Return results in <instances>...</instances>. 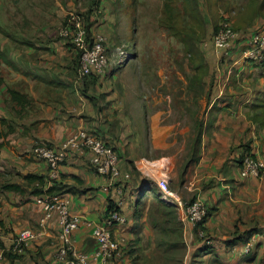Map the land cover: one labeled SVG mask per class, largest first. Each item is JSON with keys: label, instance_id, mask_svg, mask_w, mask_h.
<instances>
[{"label": "crops", "instance_id": "crops-1", "mask_svg": "<svg viewBox=\"0 0 264 264\" xmlns=\"http://www.w3.org/2000/svg\"><path fill=\"white\" fill-rule=\"evenodd\" d=\"M249 1L259 16L246 26H264V0ZM55 6L64 11L62 4ZM2 7L0 1V188L13 183L22 191L0 190V243L10 246L23 229L42 235L23 255L8 254L12 257L0 264H45L53 258L58 218L55 215L39 226L44 212L32 194L36 184L26 176L45 177L47 166L31 150L35 141L58 149L79 129L92 131L115 146L123 172L131 174L124 194L117 196L104 191L106 181L93 169L90 151L70 153L61 165L58 182L71 200L73 213L102 222L108 200L121 201L128 222L114 226L113 233L127 243L124 256L111 264H262L264 176L242 179L236 161L247 150L264 159V65L233 66L237 53L220 67L211 48L204 44L199 48L202 75L189 88L196 87L197 92H190L193 100L201 98L207 118L205 122L198 118L200 127L194 128L196 135L185 153L190 157L177 158L159 148L162 139L155 130L145 127L142 133L132 115V106L143 103V89L149 90V86L138 88L131 77L128 66L136 58L129 59L123 69L109 71V77H83L77 51L50 31L48 17L25 21L22 16L25 24L21 18L16 24L13 19L7 23ZM27 24L35 32L22 31ZM155 141L162 155L150 150L149 143ZM143 160L165 166L170 188L183 199L209 201L212 211L205 231L211 245L204 244L194 227L182 223L181 211L161 199L158 179L147 178L138 168ZM160 167L153 172L161 173ZM251 232L261 235L256 250L244 257L232 252L231 247L241 245ZM75 237L81 251L96 249L89 228L81 226Z\"/></svg>", "mask_w": 264, "mask_h": 264}, {"label": "rangeland", "instance_id": "rangeland-1", "mask_svg": "<svg viewBox=\"0 0 264 264\" xmlns=\"http://www.w3.org/2000/svg\"><path fill=\"white\" fill-rule=\"evenodd\" d=\"M0 1L3 2L7 23L13 19L16 24L21 18L25 24V21L36 20L41 16L48 17L47 24L52 22L50 31L58 35L71 12L82 14L88 22V17L92 18L95 11L101 8L103 16L96 17L95 25L109 39L110 57L119 59L117 48L128 52L131 58L135 56V61L128 66L131 77L135 79L133 81L138 88L149 86L147 92L143 89V103L132 106L135 121L142 128V133L145 127L150 131L155 130L162 139L159 148L162 146L167 155H175L177 158L190 157L191 154L187 156L185 153L193 135H196L194 128L200 127L199 119L205 122L207 118L206 107L200 103L201 98L198 96L193 100L194 93L190 92H197L196 87L189 88L190 82L196 85L198 77L202 75L198 68L202 56L199 49L201 41L208 34L211 36L216 24L225 16L230 18L232 25L240 32H264V26L260 24L246 26L249 20L259 16L249 0H175L170 9H164L165 0ZM71 1L74 5L68 6ZM57 2L64 6V11L55 6ZM61 11L63 14H60ZM25 30L35 32V28H30L28 24L22 29ZM129 56L120 64H111L109 71L127 67ZM250 65L248 62L244 66ZM109 71L107 77L111 74ZM150 95L151 99L148 100ZM129 114L126 116L129 117ZM39 143L45 142L35 141L33 145ZM149 148L161 155L164 153L156 141L150 142ZM141 149L144 150V147Z\"/></svg>", "mask_w": 264, "mask_h": 264}, {"label": "built area", "instance_id": "built-area-1", "mask_svg": "<svg viewBox=\"0 0 264 264\" xmlns=\"http://www.w3.org/2000/svg\"><path fill=\"white\" fill-rule=\"evenodd\" d=\"M103 14L102 9L96 11V16ZM60 35L66 42L70 41L80 54L79 72L81 76L91 74L106 75L111 64L117 65L129 56V53L117 48L119 59H112L109 55V39L96 29V25L89 32L84 24V19L76 12H71L67 17L66 24L61 28ZM214 52L218 65L224 66L239 53V57L233 61V66L245 65L246 63H264V32L251 30L240 32L232 25L230 18H221L219 27L210 39L204 42ZM240 46H243L242 49ZM92 153L90 162L95 167L99 176L105 179L103 188L107 193L113 192L122 196L125 185L131 180V174L123 172L119 153L100 136L87 129L75 131L67 140L60 144L58 149L44 144H36L32 154L45 162L48 168V176L42 195L35 198V203L43 210L44 216L39 222L44 227L46 222L55 215L58 218L59 234L58 245L53 258L46 264H111L117 258L124 256L123 246L125 238H116L113 227L124 226L128 218L120 211H113L109 218H103L102 222L85 219L81 214L71 211V200L65 194L51 192L61 177V163L70 153L82 155L85 152ZM237 163V162H236ZM155 161L143 160L139 164L147 178H156V184L160 190L161 199L169 205L181 211V221L185 225L194 227L196 235L205 245H211L205 229L198 225L208 214L207 202L203 198L185 200L180 194L172 190L167 178V169L161 166V173H155L152 169L157 168ZM239 175L242 179H258L264 176V159L255 154L246 153L240 163H237ZM121 206V201H118ZM87 227L96 238L97 247L91 252H84L78 248V240L75 232L81 227ZM197 230V231H196ZM42 233L33 229H23L17 232L10 246L0 243V261H4L8 254L21 256L26 252L29 245L38 240ZM261 239V235L253 233L241 245L231 247V251L240 256L251 255ZM264 264V258L262 259Z\"/></svg>", "mask_w": 264, "mask_h": 264}, {"label": "trees", "instance_id": "trees-1", "mask_svg": "<svg viewBox=\"0 0 264 264\" xmlns=\"http://www.w3.org/2000/svg\"><path fill=\"white\" fill-rule=\"evenodd\" d=\"M174 1L175 0H165V3H164V9H170L171 7H172V5H173V3H174ZM184 1H192V0H184ZM98 9V8H97ZM97 11V10H96ZM96 11H95V13H94V15L92 16V18H91V16L90 17H88V22H87V19L82 15V14H80L81 16H83V19H84V24H85V27L87 28V30L90 32L91 30H92V28H94L95 27V23L97 22V19H96ZM89 16V15H88ZM103 16V14L100 16V17H102ZM90 18H91V20H90ZM220 21H221V19H220ZM220 21L216 24V26H215V28H214V30H213V32L211 33V36L209 37V34H208V36L207 37H205L202 41H201V43H200V47H202L203 46V44H204V42L207 40V39H210L211 37H212V35L216 32V30L218 29V27H219V23H220ZM235 28V27H234ZM63 39V38H62ZM64 41H66L65 39H63ZM66 44H68V45H71L72 47H73V45L70 43V41H68V42H66ZM78 59H80V54H78ZM257 65H264V63H262V64H257ZM107 75V74H106ZM106 75H96V74H91V75H89V76H106ZM96 134V133H95ZM99 136V135H98ZM102 138V137H101ZM103 139V138H102ZM107 144H109V145H111L118 153H119V151H118V149L115 147V146H113L112 144H110L109 142H107L105 139H103ZM45 145H47V146H49V147H53V146H51L49 143H44ZM2 145H1V143H0V147H1ZM248 154V153H251V151L250 150H247L245 153H243V154H241L238 158H237V163H240L241 162V160H242V157L245 155V154ZM72 154V153H71ZM251 154H253V153H251ZM74 155H79V154H74ZM254 155V154H253ZM119 156H120V153H119ZM120 161H121V156H120ZM64 163V162H63ZM63 163H61V164H63ZM92 165V164H91ZM92 167H93V165H92ZM93 169L96 171V169H95V167H93ZM97 173V172H96ZM47 176L45 175V177H40V176H37V175H28V176H26V180L28 181V182H30V183H34V184H36L35 185V189L33 190V192H32V194L35 196V197H38V196H41L42 195V189L40 188V186H42V185H44L45 184V182H46V178ZM1 189L2 190H4V191H15V192H21L22 191V189L20 188V186L19 185H17V184H13V183H7V184H4V185H2L1 186ZM145 190V192L147 191L146 189H144ZM143 190V191H144ZM50 191L51 192H56V193H59V194H65V193H67L66 191H64V189L63 188H61L60 187V183L57 181L56 183H55V185H54V187L52 188V189H50ZM110 193H112V191L110 192ZM111 198H112V195H111ZM206 202H207V206H208V214L205 216V218H204V220L198 225V228H202V229H205L206 228V223H207V221H208V219L210 218V216H211V211L212 210H210V208H209V201L208 200H206ZM120 211L123 215H125V213L123 212V210L121 209V206H119L118 205V203H117V201H115L114 199H112V200H108V204H107V207L105 208V210H104V217L105 218H109L110 217V215H111V213L113 212V211ZM197 231V230H196ZM253 233H255V232H251V233H249V235H248V238H249V236H251ZM246 240H247V238H246ZM8 257H12V256H10V255H7ZM13 256L14 257H18V256H16V255H14L13 254ZM48 263V262H47ZM46 264V263H45Z\"/></svg>", "mask_w": 264, "mask_h": 264}, {"label": "water", "instance_id": "water-1", "mask_svg": "<svg viewBox=\"0 0 264 264\" xmlns=\"http://www.w3.org/2000/svg\"><path fill=\"white\" fill-rule=\"evenodd\" d=\"M132 58H135V56H132ZM132 58L129 56L128 60H129V59H132ZM128 60H127V61H128Z\"/></svg>", "mask_w": 264, "mask_h": 264}]
</instances>
